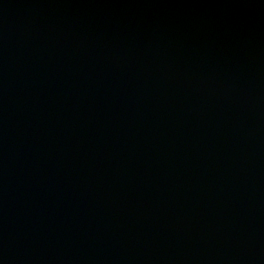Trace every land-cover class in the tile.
Wrapping results in <instances>:
<instances>
[{
    "label": "water",
    "instance_id": "water-1",
    "mask_svg": "<svg viewBox=\"0 0 264 264\" xmlns=\"http://www.w3.org/2000/svg\"><path fill=\"white\" fill-rule=\"evenodd\" d=\"M0 264H264V0H0Z\"/></svg>",
    "mask_w": 264,
    "mask_h": 264
}]
</instances>
